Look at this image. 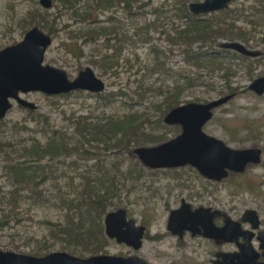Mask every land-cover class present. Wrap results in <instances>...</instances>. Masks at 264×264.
<instances>
[{"label":"rangeland","instance_id":"rangeland-1","mask_svg":"<svg viewBox=\"0 0 264 264\" xmlns=\"http://www.w3.org/2000/svg\"><path fill=\"white\" fill-rule=\"evenodd\" d=\"M39 1L0 0V50L21 42L29 30L38 27L53 39V43L45 55V64L64 69L71 80L75 79L80 71L91 67L96 76L105 82L106 89L99 94L77 91L67 97L61 95L47 96L40 92L21 94L23 99L34 103L37 109L31 112L29 109L13 103V108L4 119L0 120V138H11L13 143L21 138L30 139L29 133L15 134L12 130H14V127H21L22 124L27 122L28 132H30L35 126V123L31 120L37 119V121L47 120L50 128L64 130L69 137H72V141L80 144V136H76L72 131L73 126L71 124L76 122L75 120L77 122L82 121L80 119L84 117L90 118L91 121H97L106 116L121 115L130 111L147 112L153 120L151 128L156 129L157 133H165L164 137L169 140L181 133V126L166 125L164 119H162L161 124L156 123L160 115L157 109L163 101V95L147 90L144 96H141L142 92L138 88L140 83H144L145 88L172 87L176 83L175 79L177 77L190 73L196 74V69L186 63L184 54L179 51H176L173 55L169 54L170 46L161 34L162 28L158 29L153 26L149 31V38L152 39V42L146 44L137 41V37L132 38V43H123L122 36L119 37L118 41L116 37L112 36L110 42L106 41L107 35L96 38L95 41L91 42H87L86 38H79L80 33L95 29L97 25L112 27L114 24L122 26V31L133 37L138 32L139 27L153 22L159 16L153 15L155 9H171L174 0H143L141 9H134V12L137 13L136 16L129 14L123 6L119 9L89 14L90 9L86 12L84 8L90 4V0H81L73 8L64 6L60 0H53L51 9L43 8ZM202 1L191 0V2ZM259 1L236 0L231 5V11L210 14L204 18L215 19L219 22L225 20L227 25H233L234 23L235 27L232 26L234 28H232L233 36L241 32L245 34V38L247 36L260 38L264 35V12L256 11V9H259ZM76 12L78 15H85V17L77 16ZM173 15L174 13H170L168 18L164 15L160 16V22L162 23L173 18L172 21L166 24L170 30L174 25L180 23ZM31 16L35 17V21H41L45 17L48 19V23L30 27L27 21L31 20ZM111 17L115 19L114 24L107 23ZM93 21L99 23L95 27H90L89 23ZM155 25L158 26L159 24L155 23ZM137 26L138 28H136ZM234 38L238 37L235 36ZM228 40L220 38L217 42L224 43ZM134 42L136 43L134 44ZM151 47L160 52L161 64L168 70L165 74H158L156 73L157 70H148L153 67L156 60L155 54L150 50ZM199 47L200 44L195 46L196 52L200 50ZM252 48L262 49V46L253 43ZM208 49L204 48L203 52L208 51ZM213 49L218 52L221 51L218 46L213 47ZM104 55H118L117 61L119 64L107 71L102 66L93 63L97 59L100 60ZM227 62L228 67L231 68V74L227 78H223L225 75L223 70H216L214 75L204 80L205 84L185 90L181 98L182 102L184 104L209 103L228 96L220 93L225 91L227 86L231 87L235 90L232 92L235 93L234 97L228 104L214 111L213 119L204 127V131L210 136L224 140L235 148L258 147L264 149V95L258 96L249 89L252 82L264 73V65H260L253 73H250L246 67L249 63L244 59L234 60V62L227 59ZM250 63H252V60ZM171 72L176 75V78L171 77ZM208 78L210 79L208 80ZM183 82L179 81L180 84H183ZM38 138L45 141L47 137L39 135ZM135 149H132V153L119 157L124 162L121 171L123 173L129 169L136 172L140 171L141 178L135 181L128 180L125 187H118L115 203L118 205L117 209H126L129 218H133L137 225L146 226L148 228L147 233H150L149 236L151 237L159 233H170L167 229L169 215L171 211L180 207L182 200H186L194 206H214L217 204H214L213 199L219 198V205L223 203L220 206L226 208L228 204L235 202L236 206L239 207V211L251 208L253 205H262V199L256 201L250 199V195L247 193L238 191L237 193L231 182V186L226 185L220 189H215L192 167L191 169L185 167L163 170L147 169L134 154ZM110 158L115 163L119 161L116 155H112ZM75 161L76 157L72 156L66 161L65 165L58 166L59 175L62 177L57 178L60 179L58 180L60 185L64 186L70 182V176H75L74 168L69 167V164ZM55 163L56 161L53 164ZM84 163L79 162L81 165ZM6 166L3 154L0 152V186L2 187V193L5 195L12 190V185L4 174ZM106 168L112 169V164L107 163ZM112 171L114 170L112 169ZM249 174L264 179V156L260 165L249 169ZM246 177H248V174ZM54 184H56V181L49 180L44 186L46 190L45 198L49 202L33 203L31 200H25V203L15 213L14 217L0 212V222L9 223L5 227H1L0 224V249L34 256L33 254L38 253L40 250L45 253L44 249L50 247V253L67 252L77 256L66 250L64 243L61 240L54 239L52 233H49L53 228L52 225L63 221L65 213L64 210L57 207L60 194L54 189ZM205 187H208L209 190L207 191L210 193L207 194L204 191ZM65 189L68 191V188ZM2 193L0 198L3 197ZM28 195V192L23 193V196ZM115 208L109 209V212L116 211ZM104 219L105 217L101 225L104 237L108 241L104 250L99 253L100 255L133 256L139 254L145 260L156 264H183L182 262L185 261L195 264L199 260L204 261L205 254L200 248V241H189L190 246L184 251L180 247L176 248V239L170 236H167L161 242L148 238L144 241L140 252L134 251L106 236ZM16 247L18 248L16 249ZM80 251L85 256L80 258L89 257L88 251L85 249Z\"/></svg>","mask_w":264,"mask_h":264},{"label":"trees","instance_id":"trees-1","mask_svg":"<svg viewBox=\"0 0 264 264\" xmlns=\"http://www.w3.org/2000/svg\"><path fill=\"white\" fill-rule=\"evenodd\" d=\"M74 1L66 0V3L72 5ZM190 1L174 0L171 9H155L153 15L159 16L153 22L139 27L138 32L133 37L128 36L127 33L122 34L123 43H132V38L137 37V41L146 44L152 42V39L149 38L151 28L153 26L158 29L162 28L161 34L170 46L169 54L173 55L176 51L181 52L185 55L186 63L196 69V74H185L177 78L171 72V77L176 78V83L172 87L153 89L150 87L145 88L144 83H140L138 88L142 92L141 96H144L147 90L163 95V101L157 109L160 112L157 124H161L162 119L172 109L184 104L181 98L185 90L205 84L204 80L214 75L216 70L225 72L223 78H227L231 74L227 59L234 62V58L213 49V47L219 46L217 41L220 38L231 39L235 36L245 38V34L241 32L235 36L232 35V28L235 27L234 23L233 25H227L225 20L219 22L215 19H205L190 13L187 6ZM99 5L104 6V1L100 0ZM170 13H174L173 16L180 21L179 25L175 26L173 24L172 30L166 24L172 21L173 18L171 20L167 19L164 23L160 22L161 15L168 18ZM30 19V21H27L30 27L48 23V19L45 17L41 21H35L33 16ZM155 23L159 25L156 26ZM80 35L79 38H86V41L89 42L109 35V32L104 28H95L80 33ZM197 44H200L198 52L194 49ZM203 47L212 49L203 52ZM150 50L155 54L156 60L153 67L148 70H157L156 73L158 74L168 72L161 64L160 52L153 47ZM117 58L118 55H104L100 60L97 59L93 63L108 71L119 64ZM148 76L150 77V75ZM179 81L184 82L180 84ZM234 91V89L227 86L226 90L220 94L228 95ZM68 95L61 96L67 97ZM80 120L82 121L77 122L75 120L76 122L71 124L73 134L80 136L82 140H80V144L72 141V137H69L64 130L50 128L47 120L37 121V119L31 120L35 123V126L30 132H28L27 122L22 124L21 127H14V130H12L15 134L29 133L30 139L21 138L13 143L11 138H0V152H2L4 161L7 164L4 174L12 185V190L6 195L2 193V187L0 186V194H3V197L0 198V204L2 205L0 212L14 217L15 213L25 203V200H31L33 203L49 202L45 198L46 190L44 186L49 180L56 181L53 187L60 194L57 207L64 210L65 213L63 221L52 225L53 228L50 227L49 233H52L54 239L61 240L66 250L72 254L85 257L80 251L85 249L91 257L100 255L99 253L104 250L108 241L104 237L101 222L109 209L118 208L115 203L117 188L125 187L128 180L135 181L141 178V172H136L133 169L126 170L123 173L121 166L124 162L119 157L132 153L133 148L159 145L169 139L164 137L165 133H157L156 129L151 128L153 120L147 112L130 111L121 115L106 116L97 121H91L90 118L84 117ZM39 135L46 136V140H40ZM112 155H116V158L119 159L117 163L111 161L110 157ZM72 156L76 157V161L71 162L69 167L74 168L76 173L74 177L70 176V182L62 186L58 183L60 179H57L61 177L58 166L65 165L66 161ZM55 161L56 163L53 164ZM79 162L85 163L81 165ZM107 163L112 164L114 171L106 168ZM65 188H68V191ZM24 192H28L29 195L23 196ZM0 224L1 227L9 225L8 222H0ZM44 250L45 253L40 250L42 252L38 251L33 255L42 257L50 253V247H46Z\"/></svg>","mask_w":264,"mask_h":264},{"label":"water","instance_id":"water-1","mask_svg":"<svg viewBox=\"0 0 264 264\" xmlns=\"http://www.w3.org/2000/svg\"><path fill=\"white\" fill-rule=\"evenodd\" d=\"M232 0H205L191 2L190 12L199 16L228 8ZM45 9L53 7V0H40ZM52 37L38 27L29 30L23 40L0 50V120L13 108V103L36 110L37 106L21 97V94L40 92L47 96L68 95L77 91L99 94L106 84L96 76L91 67L79 72L71 80L64 69L45 64V55L52 45ZM223 48L236 50L243 55L257 56L239 43H224ZM249 89L257 95L264 94V77L253 81ZM234 95H228L209 103H187L172 109L165 117L166 125L182 127L175 138L151 147H138L134 154L149 169H175L185 166L196 168L203 176L221 180L228 175L227 170L241 172L251 162H259V150H235L223 141L207 135L203 128L213 118L214 110L229 102ZM209 209L191 211V206H183L171 212L168 229L183 233L186 223L204 224L207 235L226 239L224 231L215 229L208 217H214ZM200 218L204 219L201 220ZM106 236L118 244H126L134 250L143 245L146 233L144 226L137 225L129 218L126 209L108 212L104 219ZM189 230V229H187ZM221 233V234H217ZM0 264H149L133 256L95 255L88 258L73 256L67 252H52L43 257H35L0 249Z\"/></svg>","mask_w":264,"mask_h":264},{"label":"flooded vegetation","instance_id":"flooded-vegetation-1","mask_svg":"<svg viewBox=\"0 0 264 264\" xmlns=\"http://www.w3.org/2000/svg\"><path fill=\"white\" fill-rule=\"evenodd\" d=\"M60 1L62 2V4H64V6H68L70 8L75 7L77 4H79L81 2V0H75L72 3V5H69L66 3V0H60ZM102 1H104V6L99 5L100 0H90V4L87 5L84 8V10H86V12H88V10L90 9L89 14H92L93 12H98V11L104 12V11H110L111 9H116V8L119 9V7L123 6L124 9H126V11L129 12V14L136 16L137 13L134 12V9L139 8V10H140L141 9V2H142V0H102ZM203 1H205V0H203ZM235 1L236 0H232L229 3L228 8H226V9L219 10L216 12H211L209 14L199 15V16H201L203 18V17L210 15V14L229 12V11H231L230 10L231 5L233 3H235ZM106 2H107V4H106ZM190 3H191V1L188 2V4H187L189 12H190V9H189ZM197 3H199V2H197ZM258 5H259V9H256V11L258 10V11H261V13H263L264 12V0H260L258 2ZM75 14L81 18L85 17V15H78L77 12ZM98 23H99L98 21H93V22H90L89 25H90V27H95ZM107 23L114 24L115 19L113 17H111L110 21H108ZM251 23H253V22H251ZM117 25H119V24H114L112 27H105V26L102 27V26L97 25V27H95V28L96 29L97 28L98 29L104 28V29H106L107 32H109V35H107V40H106L107 42H110L112 40L111 39L112 36L116 37L117 41H118L119 37L123 36L122 34L125 35V32L122 31V26H117ZM136 28H138V26ZM116 30L118 31V33ZM89 42H91V41H89ZM235 42L243 45L251 53H257V56L243 55L242 53H240L236 50L222 47V44H224V43H235ZM224 43H219L218 47L221 48L220 52H222L226 55H230L232 58H234V60H239V59L246 60V62L249 63L246 66L248 69V72L253 73L260 65H264L263 64V62H264V35L260 38H250L249 36H247L246 38H231L227 42H224ZM253 43H255L258 46H262V49L252 48ZM251 60H252V63H250ZM260 77H264V73L262 75H260ZM260 77H258V78H260ZM234 94L235 93H231V95H234ZM228 103L229 102H227L226 104H228ZM226 104H224V105H226ZM224 105H222V106H224ZM30 111H35V110H30ZM203 130H204V128H203ZM247 131H248V129H247ZM207 135H209V134H207ZM211 137L217 138L215 136H211ZM217 139L223 141L228 147L235 149V150H259L261 152L260 161L257 163L251 162V163L247 164L245 169L241 172H235V171L227 170L228 175L226 177L222 178L221 180L209 179V178L203 176L196 168H194L192 166H188V167L185 166V168H189V169H191V167L194 168L196 171H198V173L202 176V178L210 186H213L215 189H220L226 185L231 186V184H232V185H234V187L233 186L232 187H233V189L236 190V192L238 191V192L247 193L248 195H250V199H252V200L260 201V199H262V201H261L262 205H260V204L253 205L251 208H246L243 211L242 210L239 211V207H238V205L236 206L235 202L228 204L226 206V208L220 206L223 203H220V205H219V202H220L219 198L213 199L214 204H217L219 206H217V205H214V206H205V205L194 206V205L186 202V200H182L181 205L178 209H180L183 206V202H185L186 204L191 206V211H193V212L197 211L199 209H209L212 213H214L215 214L214 217L212 219H210L208 217V220L212 224V226L215 227V229L224 231V233L227 235L226 236L227 240H225L221 236H219L217 238H213V237L208 236L207 235L208 233H206L204 224L202 225V224H197V223L185 222L186 228H185L184 232L174 234L168 229L169 218L171 215V213H170L169 218H168V223H167V229L170 233H164V234L159 233L156 235H152V237H151V236H149L150 233H147L148 228L146 226H144L146 228V233H145L144 238H143V245H144V241L148 238H151L152 240L161 242L165 238H167V236L168 237L170 236V237L176 239V248L180 247L184 251H186L188 249V247L190 246L189 241H194V242L200 241V248H201L202 252H204L205 258H204V261L199 260L198 263H195V264H264V179H261L260 177H258L256 175L249 174V169H252L255 166L260 165L262 163V159L264 156V149L258 148V147L239 149V148L232 147L231 145H229L227 142H225L224 140H222L220 138H217ZM181 168H184V167H181ZM147 169H149V168H147ZM175 169H179V168H175ZM157 170H163V169H157ZM247 174H248V177H246ZM230 182H231V184H230ZM207 190H209L208 187H205L204 191L207 194L210 193ZM215 196H216V194H215ZM178 209H176V210H178ZM200 219L203 220V223H204V219H202V218H200ZM140 226H143V225H140ZM187 229H189V230H187ZM217 234H221V233H217ZM122 245L127 246L126 244H122ZM143 245L139 250H134L133 248H131L129 246H127V247L133 249L134 251L140 252V250L143 248ZM133 256H136V257H139V258L145 260L139 254H135ZM133 256H126L125 255L122 257H133ZM145 261H147V260H145ZM147 262L149 264H156V263H152L150 261H147ZM182 263L183 264H191L189 261H185Z\"/></svg>","mask_w":264,"mask_h":264}]
</instances>
